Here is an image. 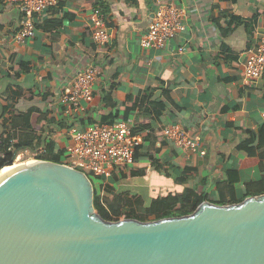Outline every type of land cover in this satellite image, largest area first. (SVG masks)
Returning <instances> with one entry per match:
<instances>
[{
  "label": "crops",
  "instance_id": "crops-1",
  "mask_svg": "<svg viewBox=\"0 0 264 264\" xmlns=\"http://www.w3.org/2000/svg\"><path fill=\"white\" fill-rule=\"evenodd\" d=\"M167 4L184 11L185 30L143 49L155 10ZM97 9L113 34L107 47L92 39ZM36 22L34 37L18 43L21 13L0 0V146L9 135L43 136L65 152L71 125L124 118L143 142L108 181L147 206L185 190L230 204L264 187V74L244 83L246 50L264 36V0H58ZM88 65L101 71L94 98L69 119L60 94ZM170 124L198 136L206 155L177 148L163 131Z\"/></svg>",
  "mask_w": 264,
  "mask_h": 264
},
{
  "label": "water",
  "instance_id": "water-1",
  "mask_svg": "<svg viewBox=\"0 0 264 264\" xmlns=\"http://www.w3.org/2000/svg\"><path fill=\"white\" fill-rule=\"evenodd\" d=\"M94 196L88 174L51 160L3 176L0 264H264V194L150 221L107 220Z\"/></svg>",
  "mask_w": 264,
  "mask_h": 264
},
{
  "label": "built area",
  "instance_id": "built-area-1",
  "mask_svg": "<svg viewBox=\"0 0 264 264\" xmlns=\"http://www.w3.org/2000/svg\"><path fill=\"white\" fill-rule=\"evenodd\" d=\"M14 4L21 13V23L15 34L18 43H24L35 35L36 16L55 7L58 0H6ZM92 39L103 47L111 44L113 34L107 27L100 10L92 13ZM185 30L184 11L174 5L159 6L147 31L140 39L143 49L160 48L168 40ZM180 49V51H182ZM244 83L255 84L264 74V36L246 50ZM101 71L94 65L80 68L67 83L59 97L63 114L72 119L82 114L87 103L94 98V89ZM164 134L177 148L186 153L206 155L198 136L191 134L180 124L164 127ZM143 142L140 133L134 130L130 120L118 118L105 124H89L85 127L71 125L68 130V142L65 147L62 164L79 169L94 181L99 180L104 186L112 175L135 161V155ZM9 150L17 151L16 160L25 156L32 161L40 158L44 149H16L15 140H10ZM99 183V184H100Z\"/></svg>",
  "mask_w": 264,
  "mask_h": 264
},
{
  "label": "trees",
  "instance_id": "trees-1",
  "mask_svg": "<svg viewBox=\"0 0 264 264\" xmlns=\"http://www.w3.org/2000/svg\"><path fill=\"white\" fill-rule=\"evenodd\" d=\"M240 22L242 23L243 20L237 17H232V21ZM61 127L66 126V121L61 120V123L59 124ZM35 138H28V139H21L18 140L15 135L13 137H10V135L7 138H4L3 146H0V170L12 163V156H13V150H9L10 146V140H15V148L16 149H23V148H30L31 150H37V149H44V153L41 154L40 158L45 160H51L54 162L61 163V155L64 153L63 150H56V143L53 140L47 141L46 137L38 136ZM95 187V196H94V205L96 210L102 215L103 218L107 220H119L120 218L115 219L113 217V213L119 215L118 210L112 204L109 202L108 207L106 203L104 202L103 198L101 197L100 189L96 187L97 183L92 179ZM264 183V181H263ZM101 184V183H100ZM106 186H103V190ZM105 191V190H104ZM252 195H259L264 194V187L260 190H254L251 191ZM127 195L128 199L134 200L135 202L144 205V210L147 211L150 214L155 215L154 219H149L148 216L144 215H137L136 213H129L125 217L126 218H135L139 219L141 221H150V220H157L165 217H173V216H182L187 215L190 213H193L198 205L206 200V196L202 194H197V192H191L189 190H185L183 193L175 194V195H168L166 197H158L155 198L150 205H145L144 200L140 195H132L129 193H125ZM240 202V201H239ZM219 204H225L223 202H218Z\"/></svg>",
  "mask_w": 264,
  "mask_h": 264
},
{
  "label": "rangeland",
  "instance_id": "rangeland-1",
  "mask_svg": "<svg viewBox=\"0 0 264 264\" xmlns=\"http://www.w3.org/2000/svg\"><path fill=\"white\" fill-rule=\"evenodd\" d=\"M8 137V136H7ZM14 157V153L12 158ZM32 158H29L28 156H25L21 160H16V157L13 158L12 164L15 162H27L30 161ZM97 183L96 187L100 189L101 197L103 198L104 202L108 207L109 202L118 210L119 215L113 213V217L115 219L120 218H126L125 216L129 213H136L137 215H144L148 216L149 219H154L155 215L148 213L144 210V205L139 204L135 202L134 200L128 199L127 195H125L124 192L119 191V189H116L114 185L110 181L106 183L105 191L103 190V184H99L100 181L96 180ZM98 212V211H97Z\"/></svg>",
  "mask_w": 264,
  "mask_h": 264
},
{
  "label": "bare ground",
  "instance_id": "bare-ground-1",
  "mask_svg": "<svg viewBox=\"0 0 264 264\" xmlns=\"http://www.w3.org/2000/svg\"><path fill=\"white\" fill-rule=\"evenodd\" d=\"M35 161H27V162H15L14 164H10V165H6L4 166L1 170H0V179L5 176L6 174H8L9 172L13 171L14 169L22 166V165H26V164H30L33 163Z\"/></svg>",
  "mask_w": 264,
  "mask_h": 264
}]
</instances>
